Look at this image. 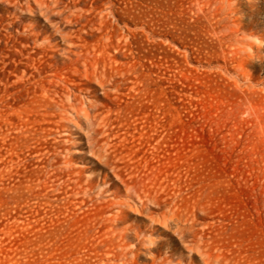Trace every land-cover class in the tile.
Listing matches in <instances>:
<instances>
[{"label": "rangeland", "instance_id": "1", "mask_svg": "<svg viewBox=\"0 0 264 264\" xmlns=\"http://www.w3.org/2000/svg\"><path fill=\"white\" fill-rule=\"evenodd\" d=\"M39 1L0 0V264H264V0ZM56 69L105 156L59 123Z\"/></svg>", "mask_w": 264, "mask_h": 264}, {"label": "bare ground", "instance_id": "2", "mask_svg": "<svg viewBox=\"0 0 264 264\" xmlns=\"http://www.w3.org/2000/svg\"><path fill=\"white\" fill-rule=\"evenodd\" d=\"M39 5L43 8H46L47 11L49 12L53 11L54 9V6L50 5L49 0H40ZM67 42L70 48V53L77 56V59L75 60L72 59L73 60L72 69H74V72L80 73L82 72L80 67L84 64L83 62L86 63V59L84 58L83 53L79 51L78 44L73 39H68ZM83 66H86V64H84ZM105 75L106 74L100 77L98 76L99 77L98 79L105 86H110L111 84L113 85L112 83L113 81L111 80L109 81L107 79L108 77H106ZM49 83L50 84L46 88L45 92L47 94L50 95L53 94V96L55 95L56 97L57 96L59 97V101H57L59 102L58 105L59 119L58 118L57 119L59 120V123L62 124L64 129L68 131L66 135H69V137H71V134L69 132L73 128L82 129V127H84V129L87 131L88 134L87 142L88 144L92 145L91 146L92 149L90 150V153L97 155L98 157L105 156L106 151L104 150V147H101L99 144V142L101 141L99 139V136L102 133L104 126L103 123L106 121V118H104L102 112H99L98 110L99 105L96 103L95 95L93 94L92 96L90 97L87 96L85 98L79 96L77 93L74 92L73 88L82 85L81 82H78L77 79L75 78L66 77L64 74L60 73L59 69H56V71L52 72ZM76 139L78 140H74V139H70V140L73 142L77 141L82 143L81 141L82 139L80 138V136L79 137L77 136ZM66 140L68 139L66 138L65 141ZM75 152L85 153L84 151L79 149H76ZM65 162L70 163V157H67ZM111 171L113 172L114 177L119 181L120 176L114 167H112ZM112 183H116V182H114V179L110 178L109 174H105L103 179L97 180V182L91 177H88L86 180V184L88 187H90V189L99 188L101 192L106 191L110 195L113 194L112 192L113 190H111L109 187ZM111 203L113 205H118V206L124 204L123 200L120 201L118 200ZM120 213H121L120 209H116L115 211L112 210L110 212V220L112 222V226L115 225L114 221L117 218H120Z\"/></svg>", "mask_w": 264, "mask_h": 264}]
</instances>
